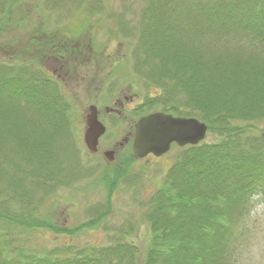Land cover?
I'll return each instance as SVG.
<instances>
[{
	"label": "trees",
	"instance_id": "trees-1",
	"mask_svg": "<svg viewBox=\"0 0 264 264\" xmlns=\"http://www.w3.org/2000/svg\"><path fill=\"white\" fill-rule=\"evenodd\" d=\"M156 6L147 8L137 45L144 57L136 58L144 77L163 95L146 100L137 112L161 105L165 113L196 116L218 140L180 148L179 160L146 206L150 237L140 264H224L227 248L239 240L237 218L256 192L264 199V149L248 152L239 146L264 141L256 134L246 136L247 128L264 121V0L199 2L183 14L167 7V16L160 2ZM182 23L192 25L184 30ZM207 34L211 38L205 42ZM21 60L0 65V163L15 165L16 157L33 163L41 184L49 179L56 185L63 173L51 160L52 150L62 146L70 107L56 89L38 87L32 66H22ZM135 161L129 153L107 182L108 209L73 232L33 220L32 214L17 218L0 212V218L57 235L94 229L109 214V199ZM97 255L47 259L11 253L0 237V264H135L139 256L131 244Z\"/></svg>",
	"mask_w": 264,
	"mask_h": 264
},
{
	"label": "rangeland",
	"instance_id": "rangeland-1",
	"mask_svg": "<svg viewBox=\"0 0 264 264\" xmlns=\"http://www.w3.org/2000/svg\"><path fill=\"white\" fill-rule=\"evenodd\" d=\"M207 1L213 3L216 0H170L171 7H168L167 0H0L2 66H13L20 56L22 58L21 46L25 43L29 45L30 40L38 33L82 39L90 45V50L86 51L104 59V64L112 53L123 55L122 62H109L100 71L98 78L101 83L97 85V89L64 92L56 88L61 94V102L65 101L71 106L70 116L66 120V127H69L62 137V146L52 150L54 158L51 160L59 162L56 165L61 166L62 178L56 185L49 179L41 184L38 178L40 169L33 163L26 164L16 157L15 165H10L2 159L1 213L17 218L32 214L33 220L73 232L93 220L97 213L108 209L107 182L113 179L114 171L130 153L131 141L125 143L123 140L128 137V133H132V121H135L136 116H130L132 121L129 122L117 119L113 121L109 116H103L102 123L106 132L99 139L97 153L93 154L87 151L83 143L85 112L90 106L88 104H94L103 110L104 106L111 105V101L122 95V90H126L124 87L138 96L135 105H144L146 100L162 97L161 90L144 77L146 70L143 72L138 67L137 58L144 57L137 51L139 29L145 24L144 18L148 17L147 8L151 3L156 6L160 2L161 10H166L164 15L167 16L168 8H175L183 14L193 4ZM165 2L166 5H163ZM6 16L7 27L4 25ZM182 25L185 30L192 23ZM210 38L207 34L204 41L207 42ZM21 64L31 66L26 59L21 60ZM106 70H112V73ZM177 99L178 103L183 104L185 98L180 95ZM160 106L147 107L143 109V113L161 111ZM183 112L192 114L189 109H184ZM189 118L203 122L196 116ZM254 127L255 129H246V136L256 134L264 138V121ZM217 138L215 133L207 131L206 138L200 144L210 145ZM239 146L249 152L264 149V141H259L256 146L249 142H243ZM109 150L115 151L112 162H108L103 156ZM182 151L184 150L173 147L160 158L148 156L132 163L128 176L117 183L115 192L109 199V214L94 229L57 235L45 228H29L14 223L9 225L0 218V237L7 243L11 253L22 251L29 256H45L47 259L88 253L98 258L97 254L107 248L131 244L139 254L135 264H140L150 237V226L145 219L146 206L155 198L159 185L179 160ZM45 162L47 161L42 163ZM250 200L243 217L237 218L239 240L227 248L224 264H264L262 193L256 192Z\"/></svg>",
	"mask_w": 264,
	"mask_h": 264
},
{
	"label": "flooded vegetation",
	"instance_id": "flooded-vegetation-1",
	"mask_svg": "<svg viewBox=\"0 0 264 264\" xmlns=\"http://www.w3.org/2000/svg\"><path fill=\"white\" fill-rule=\"evenodd\" d=\"M7 18L6 16L4 23L6 27L8 26ZM26 44L21 46L22 58L31 60L35 84L47 90L58 88L64 92H77L80 89H97V85L101 83L98 75L101 70H104L105 65L114 60L123 61L121 53H112L108 62L104 64V59L97 58L96 54L86 51L90 50L89 43L77 37L46 36V33H38L33 36L27 47ZM106 71L112 73V70ZM123 89L126 90L121 89L124 91L122 95L111 101V105L104 106L103 110L94 104L89 103L88 105L96 107L98 120L101 123L104 121L103 116H109L113 121L117 119L123 122L132 121L130 116H136L135 121H132V133H128V137L123 140L125 143L129 141L132 143L134 124L139 118L148 114L139 115L137 107L143 104L135 105L138 96L131 93L129 88L124 87ZM113 152L115 155V151Z\"/></svg>",
	"mask_w": 264,
	"mask_h": 264
},
{
	"label": "water",
	"instance_id": "water-1",
	"mask_svg": "<svg viewBox=\"0 0 264 264\" xmlns=\"http://www.w3.org/2000/svg\"><path fill=\"white\" fill-rule=\"evenodd\" d=\"M207 126L195 119L174 117L164 112H153L139 118L134 124V136L131 143V156L135 160L148 156L160 158L167 154L171 146L183 148L200 144L207 135ZM105 126L98 120L94 105L85 112V131L83 143L90 153H97L99 139L105 134ZM108 162L114 160V152L103 154Z\"/></svg>",
	"mask_w": 264,
	"mask_h": 264
}]
</instances>
